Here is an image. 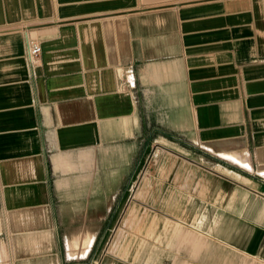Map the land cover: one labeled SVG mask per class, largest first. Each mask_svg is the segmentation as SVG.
I'll use <instances>...</instances> for the list:
<instances>
[{"label":"crops","instance_id":"crops-1","mask_svg":"<svg viewBox=\"0 0 264 264\" xmlns=\"http://www.w3.org/2000/svg\"><path fill=\"white\" fill-rule=\"evenodd\" d=\"M0 264H264V0H0Z\"/></svg>","mask_w":264,"mask_h":264},{"label":"built area","instance_id":"built-area-1","mask_svg":"<svg viewBox=\"0 0 264 264\" xmlns=\"http://www.w3.org/2000/svg\"><path fill=\"white\" fill-rule=\"evenodd\" d=\"M28 57L32 63H37L39 60L41 46L35 38L27 39L26 43Z\"/></svg>","mask_w":264,"mask_h":264},{"label":"rangeland","instance_id":"rangeland-1","mask_svg":"<svg viewBox=\"0 0 264 264\" xmlns=\"http://www.w3.org/2000/svg\"><path fill=\"white\" fill-rule=\"evenodd\" d=\"M106 242H108V238H107Z\"/></svg>","mask_w":264,"mask_h":264}]
</instances>
